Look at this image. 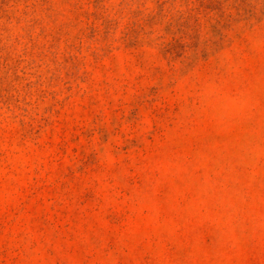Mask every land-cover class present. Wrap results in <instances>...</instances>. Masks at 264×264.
Wrapping results in <instances>:
<instances>
[{"label":"rangeland","instance_id":"374dc122","mask_svg":"<svg viewBox=\"0 0 264 264\" xmlns=\"http://www.w3.org/2000/svg\"><path fill=\"white\" fill-rule=\"evenodd\" d=\"M0 264H264V0H0Z\"/></svg>","mask_w":264,"mask_h":264}]
</instances>
